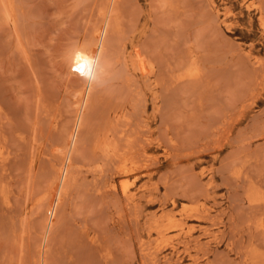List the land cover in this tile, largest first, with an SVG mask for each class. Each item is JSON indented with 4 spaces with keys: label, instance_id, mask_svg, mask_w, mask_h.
Segmentation results:
<instances>
[{
    "label": "rangeland",
    "instance_id": "obj_1",
    "mask_svg": "<svg viewBox=\"0 0 264 264\" xmlns=\"http://www.w3.org/2000/svg\"><path fill=\"white\" fill-rule=\"evenodd\" d=\"M0 264H264V0H0Z\"/></svg>",
    "mask_w": 264,
    "mask_h": 264
},
{
    "label": "bare ground",
    "instance_id": "obj_2",
    "mask_svg": "<svg viewBox=\"0 0 264 264\" xmlns=\"http://www.w3.org/2000/svg\"><path fill=\"white\" fill-rule=\"evenodd\" d=\"M34 128V127H33ZM100 147V146H99ZM126 169V168H125ZM123 170V169H122ZM123 172H124V170H123ZM127 172V171H126ZM126 174V173H125ZM31 182V181H30ZM30 191V190H29ZM126 191V190H125ZM29 197V196H28ZM160 235V234H159ZM160 237H161V235H160ZM162 238V237H161Z\"/></svg>",
    "mask_w": 264,
    "mask_h": 264
}]
</instances>
